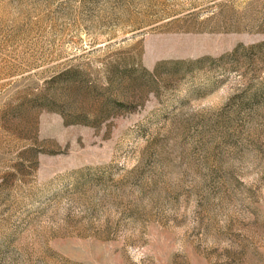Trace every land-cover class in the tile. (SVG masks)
Returning a JSON list of instances; mask_svg holds the SVG:
<instances>
[{"label": "rangeland", "instance_id": "rangeland-1", "mask_svg": "<svg viewBox=\"0 0 264 264\" xmlns=\"http://www.w3.org/2000/svg\"><path fill=\"white\" fill-rule=\"evenodd\" d=\"M0 264H264V0H0Z\"/></svg>", "mask_w": 264, "mask_h": 264}]
</instances>
